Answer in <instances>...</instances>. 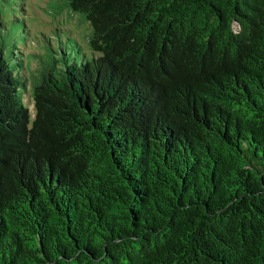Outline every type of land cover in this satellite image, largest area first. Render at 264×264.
I'll return each instance as SVG.
<instances>
[{"label": "trees", "instance_id": "16d2710c", "mask_svg": "<svg viewBox=\"0 0 264 264\" xmlns=\"http://www.w3.org/2000/svg\"><path fill=\"white\" fill-rule=\"evenodd\" d=\"M64 5L29 72L0 0V264H264V0Z\"/></svg>", "mask_w": 264, "mask_h": 264}, {"label": "rangeland", "instance_id": "374dc122", "mask_svg": "<svg viewBox=\"0 0 264 264\" xmlns=\"http://www.w3.org/2000/svg\"><path fill=\"white\" fill-rule=\"evenodd\" d=\"M64 2L65 0H15L17 23L25 28L21 37L22 44L18 49L25 54L23 58L25 63L28 62L29 72H35L38 61L34 54H41L40 51L45 50L46 39L53 47L62 46L71 54L73 52L71 39L74 43L82 41L84 47L88 46L87 39L90 32L88 22L79 13L66 7ZM5 18L8 17L6 15L0 17V25L3 21L7 22ZM24 100L33 111V103L28 93L25 94Z\"/></svg>", "mask_w": 264, "mask_h": 264}]
</instances>
